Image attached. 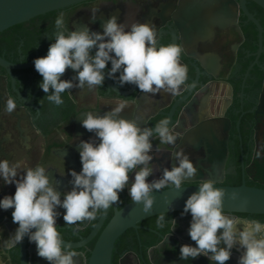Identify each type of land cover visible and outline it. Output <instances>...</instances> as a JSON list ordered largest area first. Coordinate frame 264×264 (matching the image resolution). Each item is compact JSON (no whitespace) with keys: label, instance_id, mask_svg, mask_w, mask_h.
I'll use <instances>...</instances> for the list:
<instances>
[{"label":"flooded vegetation","instance_id":"af4514ba","mask_svg":"<svg viewBox=\"0 0 264 264\" xmlns=\"http://www.w3.org/2000/svg\"><path fill=\"white\" fill-rule=\"evenodd\" d=\"M243 6L239 0H82L1 31L0 159L20 162L21 172L39 164L48 169L50 181L59 180L58 191L68 192L73 187L70 170H82L80 140L96 139L81 124L86 112L102 116L127 101L130 107L120 113L122 118H136L141 128L154 127L168 118L169 127L179 133L175 146L152 140L150 166L160 171L149 177V182L159 178L164 167L171 169L177 163L171 154L183 148L198 169L183 186L211 179L215 185L244 183L264 188V9L250 0ZM93 9H99L95 21L91 19ZM61 13L69 32L83 26L102 32V24L112 16L125 24L126 30L134 23L155 25L159 44L175 43L184 49L181 63L188 66L187 90L182 86L180 95L162 91L152 96L135 85L121 87L105 74L102 87L90 91L73 88L71 94H62V105L50 103L46 96L51 90L45 93L39 87L42 76L33 62L46 55L54 42L55 20ZM74 75L68 69L61 79L70 80ZM9 96L17 102L12 114L5 111ZM256 151H261L260 158L255 157ZM134 175L130 174L129 187ZM15 190V184L0 179V199L13 196ZM119 195L120 202L105 210L100 230L115 208L132 201L128 188ZM13 211L0 209V264H20V245L10 251L3 247L18 227L12 221ZM57 211V230L63 242L77 243L90 235L104 210L96 213L95 220L75 226L65 224L63 208ZM182 212L164 213V227L157 224L159 214L122 233L114 245L112 264H212L205 256L180 259L182 245L196 246L188 234L191 214ZM224 215L264 223V214ZM173 219L176 227L171 231ZM98 234L85 245L69 249L81 253L74 258L76 264L87 262ZM26 250L32 252L30 264H49L37 255L36 245L28 237ZM240 255L241 251L233 248L226 264H238Z\"/></svg>","mask_w":264,"mask_h":264},{"label":"clouds","instance_id":"9594fccd","mask_svg":"<svg viewBox=\"0 0 264 264\" xmlns=\"http://www.w3.org/2000/svg\"><path fill=\"white\" fill-rule=\"evenodd\" d=\"M98 10L91 12L93 21ZM55 29V40L47 55L36 58L34 66L42 76L39 87L45 93L51 90L46 99L56 106L64 103L62 94L66 91L71 94L73 88L87 87L90 91L102 87L105 74L121 87L135 85L141 93L152 96L162 91L180 95L182 86L187 90L188 66L181 63L184 49L175 43L159 44L155 25L134 23L126 30V25L112 16L102 24V32L92 31L88 26L69 32L61 13L55 20ZM68 69L75 75L70 80L61 79ZM129 107L127 101H121L102 116L86 112L81 124L95 134L99 143L96 139L80 140L82 170L79 173L70 170L73 187L68 192L58 191L59 180L50 181L48 169L39 164L21 172L20 162L13 164L0 159V179L7 185L15 184L16 189L13 196L5 195L0 199V209H14L12 221L18 224L4 241L5 249L10 251L27 236L30 243H35L37 255L49 264H76L74 258L81 253L64 246L56 224L60 215L58 208L65 210V224L75 226L95 220L97 212L118 204L119 194L128 188L133 203L142 204L143 212L149 213L155 202L154 193L165 188L182 191L184 183L197 174V167L181 148L171 154L177 163L171 169L164 167L162 175L149 182L148 178L160 171L150 166L152 140L158 138L160 144L175 146L179 133L169 127L168 118L154 127L141 128L136 118L120 116ZM16 109V100L9 96L5 111L12 114ZM255 157L260 158L261 151H256ZM214 185L211 179L201 180L198 191L185 202L181 214H191L188 234L196 246L182 245L180 259L205 256L212 264H226L232 249L237 248L241 251L238 264H264V223L224 215L225 197L236 201L241 198L240 193L234 190L229 194ZM157 224L164 227L163 214ZM170 224L173 231L176 221L173 219Z\"/></svg>","mask_w":264,"mask_h":264},{"label":"water","instance_id":"95a60500","mask_svg":"<svg viewBox=\"0 0 264 264\" xmlns=\"http://www.w3.org/2000/svg\"><path fill=\"white\" fill-rule=\"evenodd\" d=\"M78 1L82 0H0V32L35 16L56 10ZM227 1L232 2L233 0H226V2ZM239 1L244 9L243 4L246 0ZM250 1H253L264 9V0ZM222 12H225V9H223ZM248 16L251 17L250 15ZM33 63L28 65H32ZM198 186L199 184L183 186L184 188L182 191L166 188L160 192L154 193L155 202L151 212L149 213L143 212L142 204H134L133 201H130L120 209L115 208L111 218L100 230L106 214V211L104 210L101 218L85 240L77 243L64 242V246L70 247V249L79 248L85 245V243L91 239L92 236L99 232L87 258V264H112L111 260L114 245L122 233H124L127 229L137 228L141 221L151 216L168 212L183 211L186 200L193 192L198 191ZM214 186L224 189L229 194L234 190L239 191L240 193L241 198L236 201L229 199L228 196L225 197L224 212L264 214V188L247 186L244 183L237 186ZM26 242L27 236H25L20 244V264H30L32 262V252H27ZM35 257L36 256H34V258Z\"/></svg>","mask_w":264,"mask_h":264},{"label":"trees","instance_id":"16d2710c","mask_svg":"<svg viewBox=\"0 0 264 264\" xmlns=\"http://www.w3.org/2000/svg\"><path fill=\"white\" fill-rule=\"evenodd\" d=\"M128 230H131V229H127V230H126V232H127ZM118 240H119V238H118ZM118 240H117V241H118ZM117 241H116V243H115V244H117Z\"/></svg>","mask_w":264,"mask_h":264}]
</instances>
